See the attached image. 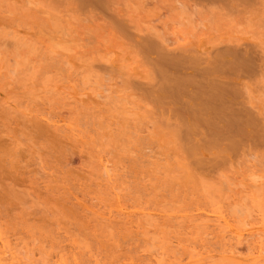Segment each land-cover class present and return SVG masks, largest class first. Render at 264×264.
<instances>
[{
  "label": "rangeland",
  "instance_id": "rangeland-1",
  "mask_svg": "<svg viewBox=\"0 0 264 264\" xmlns=\"http://www.w3.org/2000/svg\"><path fill=\"white\" fill-rule=\"evenodd\" d=\"M94 1L0 0V238L16 264H187L195 252L203 264H236L221 257L231 246L246 259V244L264 247V146L231 148L218 131L192 154L174 116L158 115L147 50L169 58L257 45L261 70L232 96L257 133L264 0ZM217 154L225 161L205 169L201 158ZM218 213L247 239L242 248Z\"/></svg>",
  "mask_w": 264,
  "mask_h": 264
},
{
  "label": "bare ground",
  "instance_id": "bare-ground-1",
  "mask_svg": "<svg viewBox=\"0 0 264 264\" xmlns=\"http://www.w3.org/2000/svg\"><path fill=\"white\" fill-rule=\"evenodd\" d=\"M83 1V0H81ZM79 0V2H81ZM92 1V0H91ZM94 1V0H93ZM96 1V0H95ZM94 1V2H95ZM196 1V0H195ZM201 3L203 2L202 0H199ZM199 1L198 4H199ZM205 5H206V0H204ZM209 2V0H207ZM211 1V0H210ZM218 1V0H217ZM216 0H214V2H217ZM223 0H221L220 2L218 1L217 3H221ZM225 1V0H224ZM87 2V1H86ZM89 2V1H88ZM100 2V1H99ZM97 1L98 4L99 3ZM213 0H212V4H214ZM91 3V2H90ZM203 3V4H204ZM82 4V3H81ZM85 4V3H84ZM101 4V2H100ZM211 4V3H209ZM86 5V4H85ZM208 5V3H207ZM92 6V5H91ZM90 6V7H91ZM94 6V5H93ZM100 6V5H99ZM87 7V6H86ZM183 15V14H182ZM189 15V14H188ZM191 19V18H190ZM185 20V19H184ZM188 20V17L187 19ZM189 21V20H188ZM142 42V41H141ZM140 42V43H141ZM190 42V41H189ZM150 43V42H147ZM187 43V42H186ZM191 43V42H190ZM244 43V42H243ZM144 48L145 52H147V55H149V51H150V55L155 54V58L152 59L154 63L155 60H157L158 62V71L156 70L155 73H153L154 71L152 70V73L154 74L153 79L154 82H152L155 87L159 84L160 86L158 87L159 89H155V87L152 84L149 88V90H151L153 92L150 91L152 98H149L151 100H153V102H157L156 104L159 105V107H157L158 110V115H160L162 117L163 120H168L170 121V117L172 118V121L174 120V122L178 125L176 126L179 127V134L184 135V141H186L187 143H189V146L191 147V149H195V152H192V154L194 155H198L197 158H200L202 152L199 151V149H201L202 145H204V142H208L211 143L213 141L211 140H215L213 137L214 135H218L219 138H221L220 134H225L224 137H228L227 141H228V147L233 148V146L241 143L242 146L244 147H248V145L250 144H259L261 143L262 146H264V130L261 131H257V133L255 132L256 127L253 128L252 124L255 126V123H250L249 119H241V117L238 115L240 114V112L238 113V110H235L236 108H234V106L236 107V105H234L235 103H232V96L235 97V94L233 93L236 92V90H234L233 88L235 87H239L240 85H242V81L247 78L252 76L253 74L258 73V71L261 70L260 67H262L263 62L260 60L262 59L258 54L261 53L258 52L257 49V45L256 48L255 46H251L252 44H239V42H235L234 44H226V45H222V47L217 46L218 48L215 47V49H213L212 51L208 52H204L202 54H204V56L201 55H194L193 52L190 53H186L188 52L187 50H185L182 54H174L173 56L169 57V58H165L164 56H161V52H160V56L158 58V49L157 47L154 48H150L153 49L154 52L150 49H148V45L144 42ZM145 44L147 47H145ZM151 45V43H150ZM155 43L151 46H154ZM143 46V45H142ZM212 48V47H211ZM148 49V50H147ZM147 50V51H146ZM160 50V49H159ZM161 51V50H160ZM197 51V50H196ZM152 52V53H151ZM157 52V53H156ZM207 53V54H206ZM258 56V57H257ZM149 57V56H148ZM148 59H151L148 58ZM258 60V61H256ZM150 61V60H149ZM255 61L257 62V64L255 63ZM262 63H260V62ZM150 62V63H151ZM259 62V63H258ZM152 63V65H153ZM156 64V63H155ZM154 64V65H155ZM156 67V68H157ZM156 72L158 73V76ZM156 78V80H155ZM158 78V79H157ZM243 79V80H242ZM153 81V80H152ZM155 81H158L159 84H157ZM153 88L159 92V94H156L153 90ZM148 90V89H147ZM148 94V95H150ZM234 94V95H233ZM156 100V101H155ZM234 100V99H233ZM237 103V102H236ZM237 109L238 105H237ZM240 111V110H239ZM163 113L168 114V116L166 114L161 115ZM166 115V116H165ZM172 115V116H170ZM165 117V119L163 118ZM249 117V116H248ZM252 120V119H251ZM168 121V123H169ZM177 121L179 123H177ZM172 122V123H174ZM252 122V121H251ZM171 123V122H170ZM169 123V124H170ZM175 124V125H176ZM178 129V128H177ZM254 130V131H253ZM258 130V129H257ZM178 131V130H177ZM219 132H222L220 134H218ZM225 132V133H224ZM228 132V133H227ZM182 135V136H183ZM222 138L221 139H226ZM211 141V142H210ZM217 141V140H215ZM256 141V142H253ZM208 143V144H209ZM186 144V143H185ZM191 144V145H190ZM207 144V143H206ZM211 145V144H210ZM214 145V144H213ZM187 146V144H186ZM234 146V147H235ZM188 148V147H187ZM209 148V147H208ZM214 148V147H213ZM222 148V147H221ZM216 149V148H215ZM188 150V149H186ZM217 150V149H216ZM207 151V150H206ZM217 152V151H216ZM219 152V151H218ZM209 153V152H208ZM215 153V152H214ZM218 155V154H217ZM221 156L218 155L217 156H208V157H202L201 159L203 160L202 162L204 163L203 166H205V164H207L205 167V169H209L210 166V170L213 169V166H218V162L221 160V162L225 161L224 157L222 156L221 159H217ZM196 159V157H194ZM193 158V159H194ZM194 159V160H195ZM223 159V161H222ZM227 159V158H226ZM197 160V159H196ZM198 161V160H197ZM199 161H201L199 159ZM194 162V161H193ZM201 162V163H202ZM200 163V162H199ZM106 164V163H105ZM198 164V163H197ZM218 164V165H217ZM104 165V164H103ZM200 165V164H199ZM209 165V166H208ZM108 166V165H107ZM106 166H103V171L107 170L105 168ZM110 167V166H109ZM110 169V168H109ZM108 169V170H109ZM111 171V170H110ZM109 171V172H110ZM106 171H104L103 174H105ZM108 173V172H106ZM117 190V189H116ZM84 202V201H83ZM87 202V201H86ZM85 203V202H84ZM119 203V202H118ZM82 205V204H81ZM141 206V205H140ZM83 207H85L83 205ZM88 207V206H87ZM142 207V206H141ZM149 208V207H148ZM86 209V207H85ZM88 209V208H87ZM117 209V208H116ZM127 209V208H126ZM135 209V208H134ZM137 209V208H136ZM156 209V208H155ZM197 209V208H196ZM112 210V209H111ZM118 210V209H117ZM116 210V211H117ZM148 210V209H147ZM160 210V209H159ZM122 211V210H121ZM156 211V210H155ZM213 211V210H211ZM88 212V210H87ZM110 212V209L109 211ZM135 212V211H134ZM161 212V211H159ZM205 212V211H204ZM208 212V211H207ZM219 212V211H218ZM90 213V212H89ZM93 213V212H92ZM114 213V211H113ZM121 213V212H120ZM146 213V211H145ZM222 213V212H221ZM97 214V213H95ZM131 214V213H130ZM160 214V213H159ZM207 214V213H206ZM210 214V213H209ZM102 215V214H101ZM121 215V214H119ZM123 215V214H122ZM129 215V214H128ZM143 215L147 216L146 214L143 213ZM214 215V214H213ZM98 216V214H97ZM103 216V215H102ZM101 216V217H102ZM105 216V215H104ZM113 216V215H112ZM116 215H114L113 217H115ZM124 216V215H123ZM142 216V215H141ZM150 217H152V215H149ZM199 216V215H197ZM212 216V215H211ZM122 217V216H121ZM119 217V218H121ZM129 217V216H127ZM136 217V215H135ZM210 217V216H209ZM213 217V216H212ZM228 217V216H227ZM99 218V217H98ZM108 218V217H107ZM118 218V219H119ZM123 218V217H122ZM130 218V217H129ZM132 218V217H131ZM160 218V217H159ZM164 218V217H163ZM206 218V217H205ZM214 218L219 222V220L221 222H223L227 227H230L228 225V220L225 216L221 215V214H217L214 216ZM214 218H212L214 220ZM229 218V217H228ZM102 219V218H100ZM112 218H110L111 220ZM134 219V218H133ZM208 219V218H207ZM211 219V218H210ZM233 219V218H231ZM104 220V218H103ZM106 220V218H105ZM104 220V221H105ZM108 220V219H107ZM164 220V219H162ZM205 220V219H204ZM209 220V219H208ZM235 219H233L234 221ZM102 221V220H101ZM112 221V220H111ZM117 221V219H116ZM131 221V220H130ZM133 221V220H132ZM158 220H156L157 222ZM211 221V220H209ZM216 221V222H217ZM252 220L247 221L246 223L249 222V224H251ZM263 221V220H262ZM261 221V223H262ZM109 222V221H108ZM136 222V221H135ZM134 222V223H135ZM155 222V221H154ZM212 222V221H211ZM214 222V221H213ZM221 222L219 224V226H221ZM256 222V221H255ZM259 222V221H258ZM110 223V222H109ZM126 223V222H125ZM236 221L233 223L235 225ZM238 223V222H237ZM257 223V222H256ZM111 224V223H110ZM127 224V223H126ZM131 224V222H130ZM138 223L136 222V225ZM154 224V223H153ZM245 224V222H244ZM242 223V228H245L246 226ZM255 224V223H254ZM253 224V225H254ZM260 224V222L258 223V225ZM135 225V226H136ZM213 225V224H212ZM211 225V227H212ZM216 225V224H214ZM237 225V224H236ZM235 225V226H236ZM134 226V225H133ZM139 226V225H138ZM209 226V225H208ZM218 226V225H217ZM241 226L240 224L238 225V227ZM251 226V225H250ZM210 227V228H211ZM215 228V226H213ZM222 227V226H221ZM257 227V226H256ZM130 228V226H129ZM137 228V227H136ZM223 228L226 227H222L221 229L224 231ZM252 228V226H251ZM139 229V228H138ZM218 229V228H217ZM220 229V230H221ZM229 229V228H226ZM240 229V227H239ZM231 232H235V237L239 238L243 235L241 232L239 231H234L233 229H231ZM215 231V230H213ZM256 231V230H254ZM258 231V230H257ZM264 231V230H263ZM148 232V231H147ZM209 232V231H208ZM212 232V231H211ZM221 232V231H220ZM230 232V231H229ZM227 232V233H229ZM260 232V231H259ZM258 232V233H259ZM213 233V232H212ZM216 233V232H215ZM225 233V232H224ZM224 233L222 235H224ZM250 237L254 236L253 232H249ZM254 234H257V232H254ZM262 234V232H261ZM259 234V236L261 235ZM146 235V234H144ZM228 235V234H227ZM247 235V234H246ZM219 236V235H218ZM245 236V235H244ZM1 237V236H0ZM213 237V236H212ZM229 237V236H228ZM233 237V236H232ZM246 237V236H245ZM256 238V236H254ZM172 238V237H171ZM222 238V237H221ZM243 238V236H242ZM253 238V237H252ZM205 239V238H204ZM223 239V238H222ZM230 239V238H229ZM234 240L236 238H233ZM257 239L261 240V236ZM256 239V240H257ZM3 239L0 238V264H16L18 255L16 256L17 253H14L13 251H11V248L7 245H5V243L2 241ZM179 240V239H178ZM232 240V239H231ZM237 240V239H236ZM235 240V242L238 244H240V240L237 242ZM247 240V239H244ZM243 239L241 241H244ZM249 240V239H248ZM254 240V239H253ZM176 241V240H175ZM187 241V240H186ZM224 241V240H223ZM228 241V239H227ZM233 241V240H232ZM172 242V241H171ZM192 242V241H191ZM246 242V241H245ZM180 243V241H179ZM249 243V242H247ZM252 243V242H251ZM259 243V242H258ZM176 244H178L176 242ZM195 244V242L193 243ZM226 244V243H225ZM256 244V243H255ZM262 244V243H261ZM180 245V244H179ZM177 245V246H179ZM227 245V244H226ZM236 245V244H235ZM241 245V244H240ZM250 245V244H249ZM174 246V245H173ZM193 246V245H192ZM198 246V245H195ZM201 246V244H200ZM204 246V245H202ZM219 246V245H218ZM231 246V245H229ZM243 246V245H242ZM242 246H237V247H241ZM253 246V245H252ZM255 246V245H254ZM263 245L260 246V244L254 248H248L247 244V250L249 249V253L246 254L248 256H246V259H237L239 258L240 254H242V252L237 251V249L235 250L232 246L231 248H228V246H226L227 250L225 252L224 255V250H221L219 253H223L224 256L221 257H226V259H235L234 262H245L246 263L249 262V264H263L264 263V256H262L264 254V247L262 248ZM189 247V246H186ZM199 247V246H198ZM210 247V246H209ZM215 247V246H214ZM245 247V246H244ZM250 247V246H249ZM66 248V247H65ZM192 248V247H191ZM223 248V247H222ZM225 248V246H224ZM240 248V249H241ZM67 249V248H66ZM72 249V248H71ZM195 248H193V252H195L196 250H194ZM199 249V248H198ZM203 249V248H202ZM205 247H204V251H205ZM221 249V248H220ZM225 249V250H226ZM14 250V249H13ZM64 250V248L62 249ZM69 250V249H68ZM74 250V249H73ZM201 250V249H200ZM219 250V249H216ZM158 251V250H157ZM208 253V250H206ZM245 251V250H244ZM70 252V251H69ZM199 252V251H197ZM212 252V250H211ZM246 252V251H245ZM60 253V252H59ZM66 253V252H65ZM63 253V254H65ZM74 253V252H73ZM201 253V252H200ZM196 254V252L194 253L197 256H200L199 259L195 260V261H191L187 264H203L205 262V259L208 258V256H202V253L200 254ZM19 254V253H18ZM61 254V255H63ZM68 254V253H66ZM65 254V255H66ZM153 254V253H152ZM151 254V255H152ZM245 254V253H244ZM243 254V255H244ZM60 255V256H61ZM74 255V254H72ZM193 255V254H192ZM194 255V256H195ZM239 255V256H238ZM158 256V255H157ZM196 256V257H197ZM212 256V255H211ZM72 257V256H71ZM155 257V256H154ZM162 257V256H161ZM189 257V255H188ZM219 257V256H218ZM221 257H219L221 259ZM63 258V256H62ZM176 258V257H175ZM212 258V257H210ZM67 259V258H66ZM158 259V258H157ZM171 259V258H169ZM167 259V260H169ZM173 259V258H172ZM191 259H193L191 257ZM65 260V259H64ZM100 260V259H99ZM160 260V262H159ZM157 260L158 263L157 264H161V261L163 263V261L165 260H161V258ZM203 260V261H202ZM208 260V259H207ZM206 260V261H207ZM223 260H225V258H223ZM245 260V261H244ZM61 261V259L59 260ZM69 261V260H68ZM148 261V260H147ZM156 261V259H155ZM156 261V262H157ZM172 261V260H171ZM170 261V262H171ZM175 261V260H173ZM202 261V262H201ZM214 261V260H212ZM231 261H227L228 263H230ZM81 262V261H80ZM79 262V263H80ZM131 262V261H130ZM155 262V263H156ZM167 262V261H166ZM177 262V261H176ZM210 262V261H209ZM63 263V262H61ZM77 263V262H76ZM78 263V264H79ZM97 263V262H96ZM172 263V262H171ZM233 263V261H232ZM231 263V264H232ZM99 264V263H98ZM126 264V263H125ZM129 264V263H128ZM131 264V263H130ZM142 264V263H141ZM147 264V263H146ZM173 264V263H172ZM235 264V263H233Z\"/></svg>",
  "mask_w": 264,
  "mask_h": 264
}]
</instances>
